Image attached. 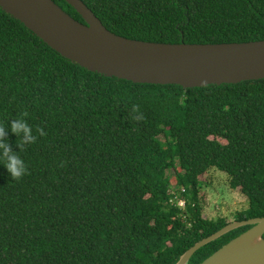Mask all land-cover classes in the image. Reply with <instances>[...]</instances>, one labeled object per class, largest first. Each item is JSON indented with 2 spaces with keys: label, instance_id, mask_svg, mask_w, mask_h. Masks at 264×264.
I'll use <instances>...</instances> for the list:
<instances>
[{
  "label": "trees",
  "instance_id": "obj_1",
  "mask_svg": "<svg viewBox=\"0 0 264 264\" xmlns=\"http://www.w3.org/2000/svg\"><path fill=\"white\" fill-rule=\"evenodd\" d=\"M81 1L129 39L264 40V0ZM24 112L37 140L19 153L28 169L20 180L0 166V264H176L230 223L201 215L200 177L212 169L247 200L233 221L264 217V79L184 89L108 78L0 8V126ZM15 139L9 133L13 150ZM172 180L183 209L170 203ZM250 227L203 246L188 264Z\"/></svg>",
  "mask_w": 264,
  "mask_h": 264
},
{
  "label": "water",
  "instance_id": "obj_2",
  "mask_svg": "<svg viewBox=\"0 0 264 264\" xmlns=\"http://www.w3.org/2000/svg\"><path fill=\"white\" fill-rule=\"evenodd\" d=\"M64 1L84 23L53 0H0V8L63 58L108 78L184 89L264 79V40L219 44L134 40L107 30L81 0ZM244 226L251 227L199 264H264V217L230 222L195 243L176 264H188L197 250Z\"/></svg>",
  "mask_w": 264,
  "mask_h": 264
},
{
  "label": "rangeland",
  "instance_id": "obj_3",
  "mask_svg": "<svg viewBox=\"0 0 264 264\" xmlns=\"http://www.w3.org/2000/svg\"><path fill=\"white\" fill-rule=\"evenodd\" d=\"M170 175H173L170 173ZM171 178H173L171 176ZM227 175L218 170H210L200 177L199 192L202 202L201 215L206 219L224 217L232 222L234 215L247 208V200L238 189H230ZM171 187L175 186L173 180Z\"/></svg>",
  "mask_w": 264,
  "mask_h": 264
},
{
  "label": "clouds",
  "instance_id": "obj_4",
  "mask_svg": "<svg viewBox=\"0 0 264 264\" xmlns=\"http://www.w3.org/2000/svg\"><path fill=\"white\" fill-rule=\"evenodd\" d=\"M27 116L28 113L24 112L18 118L9 120L7 127L0 126V166L6 170L11 180H20L27 174L26 163L19 153L37 140V136L26 119ZM36 132L40 136L46 135L42 128H37ZM9 133L16 138L17 150H13L8 142Z\"/></svg>",
  "mask_w": 264,
  "mask_h": 264
},
{
  "label": "built area",
  "instance_id": "obj_5",
  "mask_svg": "<svg viewBox=\"0 0 264 264\" xmlns=\"http://www.w3.org/2000/svg\"><path fill=\"white\" fill-rule=\"evenodd\" d=\"M174 188L175 186L171 187L170 189V193L173 195L170 199V203L179 209H183L185 207V200L178 198V195L174 192ZM182 192H184V190H182Z\"/></svg>",
  "mask_w": 264,
  "mask_h": 264
}]
</instances>
